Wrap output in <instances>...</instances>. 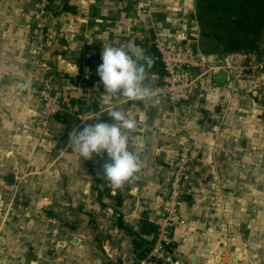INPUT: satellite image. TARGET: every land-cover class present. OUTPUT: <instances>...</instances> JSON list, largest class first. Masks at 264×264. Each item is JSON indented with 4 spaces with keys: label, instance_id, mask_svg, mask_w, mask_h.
Listing matches in <instances>:
<instances>
[{
    "label": "crops",
    "instance_id": "obj_1",
    "mask_svg": "<svg viewBox=\"0 0 264 264\" xmlns=\"http://www.w3.org/2000/svg\"><path fill=\"white\" fill-rule=\"evenodd\" d=\"M66 2L72 11L58 1L40 9L37 0H0V264H149L129 232L161 215L184 147L190 169L181 221L169 230L171 264H264V108L248 90L226 108L216 103L219 90L176 109L154 93L161 75L152 39L199 42L196 1L154 0L150 9L142 0ZM109 44L147 57L150 96L102 94L96 68ZM39 61L62 106L47 136L33 94ZM99 107H118L137 123L129 135L138 170L111 195L99 163L106 153L84 160L69 146V132ZM106 112L101 119L112 123Z\"/></svg>",
    "mask_w": 264,
    "mask_h": 264
},
{
    "label": "built area",
    "instance_id": "obj_2",
    "mask_svg": "<svg viewBox=\"0 0 264 264\" xmlns=\"http://www.w3.org/2000/svg\"><path fill=\"white\" fill-rule=\"evenodd\" d=\"M40 9H44L48 1L39 0ZM154 0H142V4L150 9ZM152 44L157 52L162 75L161 86L154 93L163 104L176 109L188 105L195 96H203L206 90L218 91L216 103L226 108L230 97L240 90L250 91L257 98V103L264 108V54L251 51H234L213 55L217 61L211 63L208 55L203 52L198 40L161 39L154 37ZM260 53V52H259ZM212 57V58H213ZM43 64L37 67L39 83L35 89L39 101L41 124L55 123L56 116L61 114L62 106L59 97L51 90V76ZM218 71H224L226 78L222 85L213 80ZM37 84V83H36ZM220 88H223L220 91ZM225 91V92H224ZM190 149L184 147L174 162V172L168 181L163 199L162 213L153 220L158 227L152 248L143 258L149 264L154 260L172 261L163 249L171 242L168 228L180 223L178 200L181 194L183 176L188 173Z\"/></svg>",
    "mask_w": 264,
    "mask_h": 264
},
{
    "label": "clouds",
    "instance_id": "obj_3",
    "mask_svg": "<svg viewBox=\"0 0 264 264\" xmlns=\"http://www.w3.org/2000/svg\"><path fill=\"white\" fill-rule=\"evenodd\" d=\"M101 61L96 72L105 97L143 100L151 95V89L145 84V64L150 61L136 47L125 50L112 44L102 46ZM105 112L99 107L91 117L82 119L84 126L73 128L68 134L69 146L84 160L91 159L93 154L106 153L110 162L103 166L101 178L119 188L133 178L139 167L129 135L137 123L134 117L126 115L118 107L106 112L113 122H104L101 117ZM87 120L95 123L87 124Z\"/></svg>",
    "mask_w": 264,
    "mask_h": 264
},
{
    "label": "trees",
    "instance_id": "obj_4",
    "mask_svg": "<svg viewBox=\"0 0 264 264\" xmlns=\"http://www.w3.org/2000/svg\"><path fill=\"white\" fill-rule=\"evenodd\" d=\"M58 1L63 11H72L73 6L66 0ZM195 17L200 29V46L206 54H223L234 51H258V41L264 26V0H195ZM48 7V4L45 8ZM151 58L156 60L160 75L162 70L157 61V52L150 47ZM161 77V76H160ZM59 115L56 116V118ZM106 181V180H105ZM107 182V181H106ZM111 186V187H110ZM112 185L104 183L103 192L111 195ZM137 231L129 232L134 238L138 259H143L151 250L158 227L146 218L140 221ZM170 235V233H169ZM175 243L164 245L167 254L173 252ZM153 264H169L164 260H154Z\"/></svg>",
    "mask_w": 264,
    "mask_h": 264
},
{
    "label": "rangeland",
    "instance_id": "obj_5",
    "mask_svg": "<svg viewBox=\"0 0 264 264\" xmlns=\"http://www.w3.org/2000/svg\"><path fill=\"white\" fill-rule=\"evenodd\" d=\"M38 2H39V0H37ZM38 32V30H35L34 31V33H37ZM40 32V31H39ZM34 33H32L31 35H32V37H33V39H35V41L37 40V38L35 37V35H34ZM41 38H47V34L46 33H42L41 34V36H40ZM34 47H32L31 49H33ZM258 51L260 52H258V54L260 55V54H264V26H263V28H262V32H261V37H260V39H259V41H258ZM32 53H33V55L35 56L36 55V51H32ZM36 57V56H35ZM42 64V62H40L39 61V63L37 62V65H34L35 67L37 66H39L40 67V65ZM46 72V71H45ZM36 85L34 86L35 88L33 89V94H34V98L36 99V101L38 102V112H39V106H40V104H39V101H38V99H37V97H36V94H35V89H36V87L38 86V83H39V72H37V79H36ZM51 90H52V92L54 93V91H53V87H52V84H51ZM54 123H52V124H47V125H42L41 124V117H40V114H39V126H40V132L41 133H47L46 134V136L47 135H50L51 134V132L53 131V125ZM165 193H166V191H165ZM179 224V223H178ZM177 225V224H176ZM176 225H174V226H176ZM173 226V227H174ZM173 227H171V228H173ZM170 228V229H171ZM169 232V231H168ZM170 236V235H169ZM171 242H172V240H171ZM170 242V243H171Z\"/></svg>",
    "mask_w": 264,
    "mask_h": 264
},
{
    "label": "water",
    "instance_id": "obj_6",
    "mask_svg": "<svg viewBox=\"0 0 264 264\" xmlns=\"http://www.w3.org/2000/svg\"><path fill=\"white\" fill-rule=\"evenodd\" d=\"M225 72L224 71H218L215 75H214V81L218 84H223L225 82ZM109 162L108 158H101L99 160L100 166L103 168V166ZM14 179V177L12 175L8 176V181L11 182ZM170 230V228H168V231Z\"/></svg>",
    "mask_w": 264,
    "mask_h": 264
}]
</instances>
